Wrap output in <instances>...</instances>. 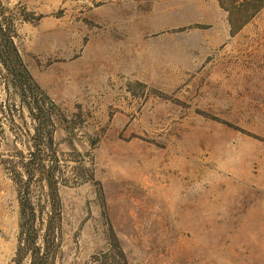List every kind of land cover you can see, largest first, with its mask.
<instances>
[{
  "label": "rangeland",
  "instance_id": "1",
  "mask_svg": "<svg viewBox=\"0 0 264 264\" xmlns=\"http://www.w3.org/2000/svg\"><path fill=\"white\" fill-rule=\"evenodd\" d=\"M0 3L61 113L54 264H264V6L231 35L217 0ZM18 223L0 165V264Z\"/></svg>",
  "mask_w": 264,
  "mask_h": 264
},
{
  "label": "trees",
  "instance_id": "2",
  "mask_svg": "<svg viewBox=\"0 0 264 264\" xmlns=\"http://www.w3.org/2000/svg\"><path fill=\"white\" fill-rule=\"evenodd\" d=\"M217 2L227 13L231 35L264 6V0ZM30 17L24 11H9L0 3V122L4 121L7 130V136L5 129L0 132V165L15 187L19 208L13 264H23L24 260L27 264H54L62 220L59 190L70 181L61 170L54 139L60 110L33 79L16 44L15 22L30 21ZM80 170L82 177L89 173L84 166ZM116 249L125 264L123 252L118 246Z\"/></svg>",
  "mask_w": 264,
  "mask_h": 264
}]
</instances>
